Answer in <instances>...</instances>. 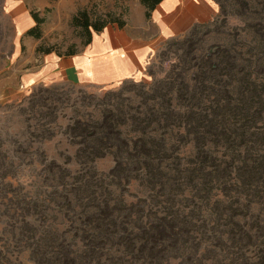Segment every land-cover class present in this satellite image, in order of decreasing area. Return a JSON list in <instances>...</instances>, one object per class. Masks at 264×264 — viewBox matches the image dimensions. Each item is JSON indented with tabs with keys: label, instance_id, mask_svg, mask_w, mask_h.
I'll use <instances>...</instances> for the list:
<instances>
[{
	"label": "rangeland",
	"instance_id": "374dc122",
	"mask_svg": "<svg viewBox=\"0 0 264 264\" xmlns=\"http://www.w3.org/2000/svg\"><path fill=\"white\" fill-rule=\"evenodd\" d=\"M23 2L45 22L28 37L0 0V264H264V0H216L132 79L28 88L85 48L79 11L156 29L137 0Z\"/></svg>",
	"mask_w": 264,
	"mask_h": 264
},
{
	"label": "crops",
	"instance_id": "0c3cea01",
	"mask_svg": "<svg viewBox=\"0 0 264 264\" xmlns=\"http://www.w3.org/2000/svg\"><path fill=\"white\" fill-rule=\"evenodd\" d=\"M10 1L12 13L24 21L23 27L26 25L21 28L25 31L33 28L36 23L23 0ZM132 10L131 22L144 28L152 24L156 29L155 36H136L127 29L128 23L124 28L109 25L100 34H93L91 44L74 56L41 55L40 65L35 70L21 74L23 88L69 77L102 86L132 79L144 73L153 49L158 48L161 41L186 35L197 26L212 23L219 11L216 0H163L151 12L149 20L140 0ZM32 51L35 52L36 47Z\"/></svg>",
	"mask_w": 264,
	"mask_h": 264
},
{
	"label": "trees",
	"instance_id": "16d2710c",
	"mask_svg": "<svg viewBox=\"0 0 264 264\" xmlns=\"http://www.w3.org/2000/svg\"><path fill=\"white\" fill-rule=\"evenodd\" d=\"M163 0H140L141 4L146 9V18L149 20L151 17V12L156 8V6ZM32 18L35 21L36 25L27 31L26 36L34 37L36 39L41 38L40 26L45 22L44 18H40L37 12H31ZM117 24L119 28H124L126 22L120 18L115 17L112 14H107L102 17L91 18L87 10L79 11L72 17L71 25L77 29H80V34L83 38V46L87 47L92 42L93 34H100L103 30L109 26ZM37 52H42L39 48ZM44 52V51H43ZM45 54L51 53V50L44 52ZM78 54V51H70L65 57H71ZM61 56V55H60ZM62 57V56H61Z\"/></svg>",
	"mask_w": 264,
	"mask_h": 264
}]
</instances>
